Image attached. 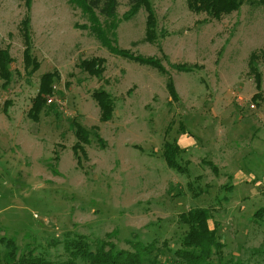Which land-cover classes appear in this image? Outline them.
Returning a JSON list of instances; mask_svg holds the SVG:
<instances>
[{
    "label": "rangeland",
    "instance_id": "obj_1",
    "mask_svg": "<svg viewBox=\"0 0 264 264\" xmlns=\"http://www.w3.org/2000/svg\"><path fill=\"white\" fill-rule=\"evenodd\" d=\"M129 8L120 0L112 49L73 0H0V48L14 71L0 87V238L63 260L75 235L114 232L108 240L124 249L166 239L173 246L182 235L179 216L203 207L213 213L224 262L264 264V221L254 217L264 207L263 7L246 2L216 18L190 10L187 0H149L128 19ZM27 17L33 71L24 61ZM125 50L160 60L179 99L168 75ZM254 51L261 89L249 66ZM94 58L103 60L100 75L86 64ZM48 72L60 78L47 98L57 112L35 120L29 111ZM99 89L113 100L109 120L93 95ZM74 121L90 131L80 158ZM166 141L184 148L188 172L167 165Z\"/></svg>",
    "mask_w": 264,
    "mask_h": 264
},
{
    "label": "trees",
    "instance_id": "obj_2",
    "mask_svg": "<svg viewBox=\"0 0 264 264\" xmlns=\"http://www.w3.org/2000/svg\"><path fill=\"white\" fill-rule=\"evenodd\" d=\"M72 1V0H71ZM77 2L83 11L88 14L93 26L98 29L92 33L105 45L112 47V42L116 40V28L119 20L117 18V9L120 6V0H73ZM149 0H128L130 6L127 18L134 16ZM252 6H262L264 9V0H187L190 10L196 12L205 11L213 17H220L223 14L238 10L243 3ZM149 10V19L154 22V8L151 3L146 5ZM103 19V21H102ZM30 18L27 17L23 26V36L26 43L24 50V61L28 71L38 68V61L33 56L34 46L30 31ZM155 32V31H154ZM111 36V37H110ZM147 37L149 41H154L156 33L148 31ZM152 37V38H151ZM133 60L149 63L156 68L162 75H168L167 87L170 95L174 100H178V94L175 89L174 80L169 74L166 67L160 60L154 58L135 57L128 51H119ZM256 51L252 52L249 60V66L253 73L256 74L257 87L261 89L262 75L258 68V60ZM102 58H94L87 60L86 64L94 73L100 75L104 69ZM13 57L7 49L0 48V87L7 88L12 80L14 71L11 63ZM179 70L191 71L183 65L175 66ZM60 80L54 72H48L41 77V86L37 95L33 98V105L29 111V116L35 120H40L42 115L50 108L56 109L48 103V96L53 93L54 85ZM96 98L103 120H109L113 111V100L109 94L103 89H99ZM259 95H255V98ZM9 101H6V105ZM56 111V110H55ZM57 112V111H56ZM59 115V112L56 113ZM73 128L77 135L78 141L74 144L73 149L76 157L80 158L79 152L85 154L82 143H89L90 131L83 127L79 122H73ZM82 142V143H79ZM81 150V151H80ZM184 148L178 142L164 143L163 157L167 165L181 173L188 172L182 163V153ZM56 172V171H55ZM190 188L194 191V186L190 182ZM199 191H197L198 193ZM196 194V193H195ZM255 221H264V207L258 209L254 215ZM213 213L208 208L196 207L183 212L178 219V225L182 229V235L178 236L179 243L173 246L164 240L162 244L158 240L152 242H133L132 249L119 248L113 241L108 238L114 234L107 233L105 237L91 239L84 235H75L72 239L65 242V251L68 253V259H56L49 256L48 252L40 250L38 247H31V242L19 245L15 238H0V264H245L240 262L231 263L228 259L223 261L224 243L221 242L218 230L210 227V220ZM185 227V228H184Z\"/></svg>",
    "mask_w": 264,
    "mask_h": 264
},
{
    "label": "built area",
    "instance_id": "obj_3",
    "mask_svg": "<svg viewBox=\"0 0 264 264\" xmlns=\"http://www.w3.org/2000/svg\"><path fill=\"white\" fill-rule=\"evenodd\" d=\"M252 107H254V106L252 105Z\"/></svg>",
    "mask_w": 264,
    "mask_h": 264
}]
</instances>
